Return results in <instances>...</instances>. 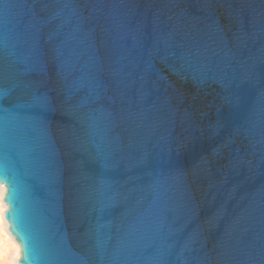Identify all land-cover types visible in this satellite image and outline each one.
I'll list each match as a JSON object with an SVG mask.
<instances>
[{
  "label": "water",
  "instance_id": "water-1",
  "mask_svg": "<svg viewBox=\"0 0 264 264\" xmlns=\"http://www.w3.org/2000/svg\"><path fill=\"white\" fill-rule=\"evenodd\" d=\"M0 184L19 264H264V0H0Z\"/></svg>",
  "mask_w": 264,
  "mask_h": 264
},
{
  "label": "bare ground",
  "instance_id": "bare-ground-1",
  "mask_svg": "<svg viewBox=\"0 0 264 264\" xmlns=\"http://www.w3.org/2000/svg\"><path fill=\"white\" fill-rule=\"evenodd\" d=\"M6 187L0 184V264H19L20 244L10 233L9 224L4 212L7 205L4 201Z\"/></svg>",
  "mask_w": 264,
  "mask_h": 264
}]
</instances>
